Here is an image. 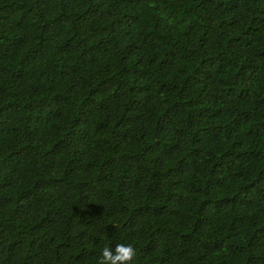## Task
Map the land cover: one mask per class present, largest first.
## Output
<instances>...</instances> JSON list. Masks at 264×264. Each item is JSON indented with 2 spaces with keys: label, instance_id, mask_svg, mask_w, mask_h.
<instances>
[{
  "label": "trees",
  "instance_id": "trees-1",
  "mask_svg": "<svg viewBox=\"0 0 264 264\" xmlns=\"http://www.w3.org/2000/svg\"><path fill=\"white\" fill-rule=\"evenodd\" d=\"M264 264V0H0V264Z\"/></svg>",
  "mask_w": 264,
  "mask_h": 264
},
{
  "label": "clouds",
  "instance_id": "clouds-1",
  "mask_svg": "<svg viewBox=\"0 0 264 264\" xmlns=\"http://www.w3.org/2000/svg\"><path fill=\"white\" fill-rule=\"evenodd\" d=\"M136 255L131 244H117L114 248L106 246L100 250L97 264H133Z\"/></svg>",
  "mask_w": 264,
  "mask_h": 264
}]
</instances>
